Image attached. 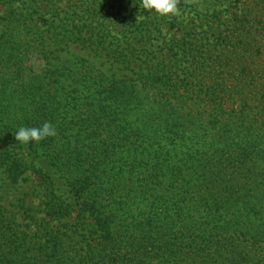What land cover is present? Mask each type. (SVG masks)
I'll return each mask as SVG.
<instances>
[{"label": "trees", "instance_id": "obj_1", "mask_svg": "<svg viewBox=\"0 0 264 264\" xmlns=\"http://www.w3.org/2000/svg\"><path fill=\"white\" fill-rule=\"evenodd\" d=\"M38 1L0 0V187L30 164L49 194L40 221L0 197V264H264V87L193 121L157 86L175 60L125 55ZM44 122L56 137L14 139Z\"/></svg>", "mask_w": 264, "mask_h": 264}, {"label": "rangeland", "instance_id": "obj_2", "mask_svg": "<svg viewBox=\"0 0 264 264\" xmlns=\"http://www.w3.org/2000/svg\"><path fill=\"white\" fill-rule=\"evenodd\" d=\"M86 1L55 0L60 8L52 15L61 18L65 9L67 17L77 20L73 16L77 13L88 39L100 30L98 42L118 45L130 57L148 58L160 67L175 60V67L166 68L164 77L157 76V86L166 85L165 99L193 121L199 119V112L215 111V115L237 109L242 102L236 92L251 88L254 93L264 87V0H178L181 14L173 18L140 9V0H90L92 6ZM38 3L44 6L41 0ZM0 10V14L10 13L6 7ZM93 10L97 13L86 22L83 18ZM242 78L246 79L240 83ZM27 167L7 190L0 187L1 202L40 221L45 218L43 202L49 193L42 176L30 170V164ZM4 178L0 175V186Z\"/></svg>", "mask_w": 264, "mask_h": 264}, {"label": "clouds", "instance_id": "obj_3", "mask_svg": "<svg viewBox=\"0 0 264 264\" xmlns=\"http://www.w3.org/2000/svg\"><path fill=\"white\" fill-rule=\"evenodd\" d=\"M178 0H140V9L154 12L157 17L173 18L181 14ZM57 136L56 128L48 122L39 127H20L14 134V139L20 145L39 144L48 138Z\"/></svg>", "mask_w": 264, "mask_h": 264}]
</instances>
